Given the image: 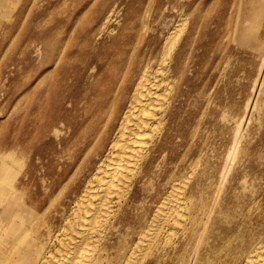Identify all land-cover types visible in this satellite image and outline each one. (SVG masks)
Wrapping results in <instances>:
<instances>
[{"label":"bare ground","instance_id":"1","mask_svg":"<svg viewBox=\"0 0 264 264\" xmlns=\"http://www.w3.org/2000/svg\"><path fill=\"white\" fill-rule=\"evenodd\" d=\"M115 13L108 11L94 40L78 39L81 62H69V38L56 27L42 63L30 65L27 109L34 106L49 131L38 149L49 135L55 140L48 159L43 149L30 153L34 128L24 125L27 136H12L10 155L0 152V264H264L261 197L224 207L219 181L197 179L202 147L188 152L207 141V108L182 115L181 61L195 24L185 13L162 32L150 12L134 32L121 29L120 41L110 27ZM80 85L85 106L75 95ZM57 91L85 114L48 121ZM175 138L180 153L170 151Z\"/></svg>","mask_w":264,"mask_h":264},{"label":"rangeland","instance_id":"2","mask_svg":"<svg viewBox=\"0 0 264 264\" xmlns=\"http://www.w3.org/2000/svg\"><path fill=\"white\" fill-rule=\"evenodd\" d=\"M110 9L116 12L110 27L117 29L120 41L121 29L134 32L150 12L151 23L162 32L179 15L190 16L197 35L181 61L185 75L182 115L197 116L199 107L207 108L202 122L206 144L188 150L196 155L199 147L203 149L197 179L202 185L208 179L219 181L224 207L241 205L252 194L261 197L264 217V0H0V152L10 155L12 136H27L22 130L25 125L30 133L34 128L29 152L43 149L46 159L50 157L54 136L49 135L47 144L38 149V141L49 131L46 123L38 124L36 108L27 109L30 65L36 68L42 63L43 42L56 27L69 38V62H81L83 55L74 52L85 53L80 44L76 47L78 39L94 40ZM101 56L103 52L94 60ZM82 70L78 66L80 75ZM78 88L75 95L82 101L86 89ZM61 95V91L50 95L47 104H58V113L51 110L48 121L59 116L80 119L86 109L62 103ZM18 120V128L13 129ZM186 128L178 135L182 137ZM181 145L182 139L175 138L171 153L182 152ZM245 180L252 184L250 188Z\"/></svg>","mask_w":264,"mask_h":264}]
</instances>
